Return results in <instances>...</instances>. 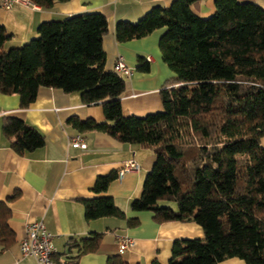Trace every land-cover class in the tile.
I'll use <instances>...</instances> for the list:
<instances>
[{
    "label": "trees",
    "instance_id": "trees-1",
    "mask_svg": "<svg viewBox=\"0 0 264 264\" xmlns=\"http://www.w3.org/2000/svg\"><path fill=\"white\" fill-rule=\"evenodd\" d=\"M29 1L48 9L69 0ZM199 1L174 0L136 23L116 24L120 43L166 29L159 48L175 77L161 90V112L124 115L126 81L105 69L108 19L101 13L42 23L38 37L9 50L4 45L10 36L0 26V94L19 95L27 109L42 87L80 93L85 105H103L106 117L71 119L80 133L101 132L153 150L156 163L131 210L152 213L158 224L195 222L205 235L177 240L168 264H220L231 258L264 264V8L215 0V13L204 19L192 8ZM139 63L138 71H150L146 59ZM2 130L19 155L46 144L39 130L16 116L4 117ZM117 179L116 173L99 177L93 188L99 196L82 200L87 222L116 217L139 225L106 195ZM10 218L7 202L0 201V253L16 243ZM103 238L104 233H92L73 242L77 255L58 264H78L98 251ZM107 264L129 263L116 255Z\"/></svg>",
    "mask_w": 264,
    "mask_h": 264
},
{
    "label": "crops",
    "instance_id": "crops-1",
    "mask_svg": "<svg viewBox=\"0 0 264 264\" xmlns=\"http://www.w3.org/2000/svg\"><path fill=\"white\" fill-rule=\"evenodd\" d=\"M238 1L264 8V0ZM1 2L0 26L10 36L5 50L22 47L38 37L42 23L63 21L80 14H104L108 19V33L103 41L105 69L115 71L120 57L132 69L130 77L122 75L126 81L122 95L124 115L143 118L163 111L161 90L175 77L164 63L159 48L166 29L140 40L120 43L116 39V24L136 23L154 7H170L174 0H69L48 9L35 4H17L9 11ZM192 8L201 18H210L216 11L215 0H200ZM139 58L150 63L149 72L138 71ZM20 104L19 95L0 94V201L7 202L11 209L9 225L16 235L15 245L0 253V264H39L34 257H24L20 249L27 225L37 221H42L54 236L55 264L76 256L78 249L73 242L92 233H104L100 247L97 252L80 257L78 264H107L116 255L129 264H153L154 261L168 264L177 240L204 238L203 228L195 222L158 224L152 213L131 210V203L142 196L146 176L157 156L149 147L122 143L105 133H80L70 123L73 118L104 122L103 105H85L80 93L46 87L40 88L29 108L24 109ZM6 116H16L39 130L46 139L44 147L25 155L16 153L2 130ZM77 135L85 139L87 150L70 146L71 138ZM128 161L137 162L139 170L112 182L106 195L114 199L127 219H138L139 225L129 226L127 220L116 217L87 222L82 200L98 197L93 191L97 179L118 174ZM16 194L17 198L10 201ZM116 236L131 238L132 245L120 250ZM220 264L246 263L231 258Z\"/></svg>",
    "mask_w": 264,
    "mask_h": 264
},
{
    "label": "built area",
    "instance_id": "built-area-1",
    "mask_svg": "<svg viewBox=\"0 0 264 264\" xmlns=\"http://www.w3.org/2000/svg\"><path fill=\"white\" fill-rule=\"evenodd\" d=\"M17 4L31 5L29 0H2L1 5L5 10H12ZM115 72L120 75L130 77L132 69L127 66L124 59L120 57L115 65ZM70 146L74 149L87 150L88 145L81 135H77L70 140ZM140 166L135 161H128L118 171V178L122 179L127 173L139 170ZM120 250H126L132 245L129 237L116 236ZM54 236L48 232L42 221L32 222L27 225L26 237L20 244V249L24 257H34L39 264H55L56 254L53 245Z\"/></svg>",
    "mask_w": 264,
    "mask_h": 264
}]
</instances>
